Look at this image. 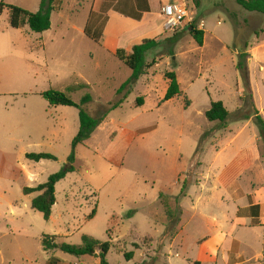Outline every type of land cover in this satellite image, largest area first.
I'll return each mask as SVG.
<instances>
[{"label":"rangeland","instance_id":"1","mask_svg":"<svg viewBox=\"0 0 264 264\" xmlns=\"http://www.w3.org/2000/svg\"><path fill=\"white\" fill-rule=\"evenodd\" d=\"M113 1L94 0L97 8ZM168 1L176 0H150L154 12ZM183 1L192 23L204 31L203 45L187 28L155 30L144 37L160 42L147 54V60L156 58L157 63L110 112L109 120L77 147L76 169L57 183L48 220L31 206L39 192L24 189L45 183L68 163L80 119L77 108L51 106L41 93L56 89L77 102L90 94L87 111L99 116L117 99V90L132 70L103 47L105 16L90 20L98 24L95 32L86 28L93 0H56L51 27L44 32L28 25L12 27L9 9L3 11L0 264H99L95 255L45 250V236H55L58 244H81L83 235L110 241V264H193L188 260H197L202 240L218 229L236 240L234 259L263 251L264 229L235 225L238 219L250 223V203L259 200L264 205V144L258 126L253 118L230 119L223 128L209 121L206 112L215 101H222L230 113L264 105V14L248 12L235 0ZM5 2L37 12L41 0ZM123 11L130 13L129 6ZM118 24L115 20L114 26ZM246 44L250 101L237 67L238 52ZM172 70L182 93L164 101L166 73ZM26 153H51L57 159L37 162ZM233 163L234 174L222 179ZM165 202L179 213L168 234ZM128 252H133L130 260ZM258 262L264 264V257L246 264ZM218 264H225L222 258Z\"/></svg>","mask_w":264,"mask_h":264},{"label":"trees","instance_id":"2","mask_svg":"<svg viewBox=\"0 0 264 264\" xmlns=\"http://www.w3.org/2000/svg\"><path fill=\"white\" fill-rule=\"evenodd\" d=\"M56 0H41L40 8L37 12H31L20 6L8 4L5 0H0V16L3 11L9 9V22L14 28H21L28 25L30 29L34 32H44L51 27V14L55 10ZM144 1L146 5V10H148V1ZM238 5H240L244 10L248 12H256L264 14V0H235ZM189 27H192L189 30ZM185 30V29H183ZM187 30L195 39L199 46L204 43V31L196 27L194 23L187 26ZM239 34L235 32V45L239 40ZM173 44H176L177 39L173 36ZM160 42L156 38H144L140 42L133 45L130 51L125 48L117 49L115 55L116 57L126 64L131 70V76L120 86L117 90V99L109 103V107L99 116H94L87 111L86 105L92 101V96L90 94H85L82 99L77 102L73 100L67 93L59 91L56 89H50L42 92L41 95L47 99L51 106H70L75 107L79 111L80 119V129L77 135L72 141L71 153L68 157V163L58 172L53 173L49 176L45 183L39 184L36 187H25L24 191L26 193L39 192V194L32 199L31 206L33 209L41 212L45 219H50L53 211V206L56 203V185L57 183L64 179L68 173L75 171V166L73 165L76 160V150L79 145L85 144L92 136L93 132L104 122L109 120V114L111 111L119 108L128 96L133 91L140 77L147 74L148 70L157 63L155 58L151 62L147 60V54L157 48ZM248 44L245 48L238 52L239 61L237 67L240 71L241 78L244 82L246 92L249 96L248 100H253V90L251 87L250 69L248 67V58L250 56L247 51ZM169 55L173 58L172 66L175 67L177 62L175 59L176 53L173 49L170 50ZM169 80V86L164 96V101L171 100L175 96L182 93L180 83L178 81L175 71H169L166 73ZM72 89V88H69ZM244 100V98L242 97ZM253 102V101H252ZM206 117L209 121H217L222 124V127H226L230 119L242 120L253 118L254 122L258 126L260 140L264 144V117L260 114L257 108L254 111L239 109L235 113H230L225 107L222 101L212 102L210 109L206 112ZM26 158L32 161L41 160H56L57 158L51 153H26ZM236 164L230 165L221 176L222 179L227 178L234 174V169ZM233 172V173H232ZM234 176V175H233ZM187 183L185 181L182 192L183 196L185 194V187ZM179 198H177L178 200ZM168 226L167 234L170 225H175L179 221V213L171 209L169 204L165 202ZM96 214L94 209L88 218H93ZM128 218L131 217V212L127 214ZM55 236H45L42 240L43 247L45 250H55L60 249L61 251L75 255L84 256L91 255L97 256L99 258V264H110L107 256L111 249V242L105 241L100 242L98 239L90 235H83L82 243L78 245H72L67 243L58 244L54 240ZM125 256L130 260L133 256V252L125 253ZM193 264H201L199 261H195Z\"/></svg>","mask_w":264,"mask_h":264},{"label":"crops","instance_id":"3","mask_svg":"<svg viewBox=\"0 0 264 264\" xmlns=\"http://www.w3.org/2000/svg\"><path fill=\"white\" fill-rule=\"evenodd\" d=\"M147 1L148 10H146V5L142 0H114L110 3L103 2L98 8L96 7V3L93 0L91 4L90 17L86 24V28L88 30L92 29L95 32L97 30L98 24L95 23V20H93L92 23L90 20L93 16H105L106 22L102 27L101 33L103 47L109 52L115 53L119 48H125L130 51L133 45L139 42V39L149 35L152 31H164L162 18L159 15L160 8L158 11L154 12L150 0ZM177 1L183 0H176L175 2ZM169 2L171 1L165 3ZM161 5L162 4L160 3V7ZM126 6H129L130 13L123 11L125 10ZM115 20L119 23L117 27L116 25L114 26ZM156 21L159 22V25H155V27H153L152 23ZM129 28L137 29L134 32H130ZM215 37L219 40L217 36ZM258 108L262 112V110H264V105ZM262 113L264 114V111ZM27 173L30 177L33 176L32 173ZM263 206L264 205L259 200L250 203L248 206L250 223L248 224L246 221L240 222L238 219L235 225L264 229ZM236 243L237 242L233 237L229 238V234L224 231V229H218L212 235L202 240L199 247L197 260L195 261H199L201 264H218L219 259L222 258V261L225 264H246L251 260L259 261V259L264 257V249H262L263 251L255 252L249 257L243 258L240 256L239 260L234 259V253L237 251ZM262 244L264 248V242ZM188 261L190 263L195 262L192 259ZM258 264L262 263L258 262Z\"/></svg>","mask_w":264,"mask_h":264},{"label":"built area","instance_id":"4","mask_svg":"<svg viewBox=\"0 0 264 264\" xmlns=\"http://www.w3.org/2000/svg\"><path fill=\"white\" fill-rule=\"evenodd\" d=\"M184 1L164 3L160 7V17L164 31L183 30L189 26L193 17Z\"/></svg>","mask_w":264,"mask_h":264},{"label":"water","instance_id":"5","mask_svg":"<svg viewBox=\"0 0 264 264\" xmlns=\"http://www.w3.org/2000/svg\"><path fill=\"white\" fill-rule=\"evenodd\" d=\"M192 29V27H189V30H191Z\"/></svg>","mask_w":264,"mask_h":264}]
</instances>
